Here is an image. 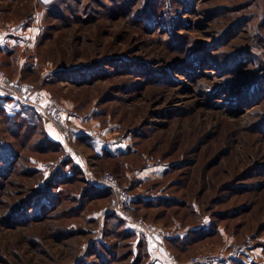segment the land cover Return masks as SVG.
<instances>
[{
	"label": "rangeland",
	"instance_id": "374dc122",
	"mask_svg": "<svg viewBox=\"0 0 264 264\" xmlns=\"http://www.w3.org/2000/svg\"><path fill=\"white\" fill-rule=\"evenodd\" d=\"M0 10V22L40 25L22 74L0 58L8 81L62 103L89 135L123 143L114 159L84 149L99 180L109 172L135 195L173 199L133 215L175 237L211 225L186 250L167 240L168 253L181 264L217 252L224 264H264V0H0ZM44 136L11 133L0 111V264H130L147 237L119 241L105 227L112 193L79 204L84 173L53 182L71 174L62 164L72 150L42 151Z\"/></svg>",
	"mask_w": 264,
	"mask_h": 264
},
{
	"label": "crops",
	"instance_id": "0c3cea01",
	"mask_svg": "<svg viewBox=\"0 0 264 264\" xmlns=\"http://www.w3.org/2000/svg\"><path fill=\"white\" fill-rule=\"evenodd\" d=\"M42 1V0H36ZM1 12V10H0ZM40 25H31L27 23V18L21 22H0V58L2 57L3 60V66L9 67V63L12 64V67L18 66L19 73L22 74V70L25 69L24 66L26 64V56L27 52L31 51L35 47L36 43V37L39 35L40 32ZM6 58V59H5ZM7 59L9 61H7ZM16 61V63H15ZM16 64V65H15ZM10 78V77H9ZM9 81L11 83H16L19 81V79H13L10 78ZM0 104L4 105V108L8 112H19L22 109L28 108L24 105H22L16 98L15 95L8 89L0 85ZM48 136L53 139L54 141L61 144L62 147L66 148L68 147L72 152H70L69 157L74 161V163L83 171V173L86 175V180L88 183L97 185L102 188H106L100 183L99 178H97L96 173L92 170L90 167L88 160L84 155V149L90 150L95 159H103L104 155L106 153H109L112 158L108 159H114L119 156H122L125 153V150L123 149V143L121 141H110L105 138H96L95 136L91 135H83L80 137H76L73 139V143L78 144L80 148L71 147L70 145H66V143L63 141L61 137V132L56 124L52 122H48L46 124ZM83 148V149H82ZM146 171V170H145ZM143 172H136L135 179L133 180V185L138 186L141 185L142 182L146 180V178H151L154 176V169H149L146 173ZM157 171V170H156ZM158 175V172H157ZM137 192L136 197H140L143 199V201H147L151 198H160L164 197L163 195L157 194V195H151L149 193H141ZM135 208L143 207V204H140L137 206H133ZM208 226V225H206ZM132 228V227H130ZM135 230L136 234L142 233L147 238V248L148 253L150 255L151 260L154 259L156 264H161V261L164 260V257L162 259L161 254H164L165 259L168 258V250L165 246H162L156 238L153 236L144 233L140 230H137L135 228H132ZM161 251V253L159 252ZM163 252V253H162ZM156 257V258H155ZM150 260V261H151ZM157 260V261H156ZM160 261V262H159ZM168 261V259H167ZM169 262V261H168ZM170 264V263H169Z\"/></svg>",
	"mask_w": 264,
	"mask_h": 264
},
{
	"label": "trees",
	"instance_id": "16d2710c",
	"mask_svg": "<svg viewBox=\"0 0 264 264\" xmlns=\"http://www.w3.org/2000/svg\"><path fill=\"white\" fill-rule=\"evenodd\" d=\"M32 17L27 18V23L30 24L32 21ZM1 64L3 65L2 61ZM242 100H244V102L246 100H248V96H244V98H242ZM0 111L4 112V117H5V121L6 123H8V130H10L11 133H15L18 131H21L23 128H28L29 131H36L40 130V132L44 135V133L46 134V136H44L42 142H41V146L42 147V151H47V150H53V151H57L59 149H62V146L60 143L54 141L53 139H51L49 136H47V132H46V126L44 124V121L42 119V117L34 110L31 108H25L24 111H20L17 112L15 115H10L9 113L7 114L6 109L4 108L3 104H0ZM26 114V115H25ZM31 114V115H30ZM40 128V129H38ZM16 135V134H15ZM14 154H10V156H16L17 154L15 152H13ZM15 158V157H14ZM104 158H112V156L109 153H106L104 155ZM72 167V172L70 173H66L64 170V172L62 170H59L57 172H55V176H54V181L53 182H61V184H67V183H72L74 181H76L78 178L82 179V173L83 171L74 163V161L71 158H68L67 160H65V162L62 164V168H66V166H70ZM78 181V180H77ZM84 181L85 183L86 180H81ZM58 185V184H57ZM85 191V192H84ZM83 193H81L78 196V199L80 201V205H82V201L88 197V199H93L94 198H102L105 196H109L110 195V190L107 188H102L99 187L97 185H93L88 183L87 187L84 189ZM42 196V194H41ZM49 198H55L51 193L47 195ZM50 199L49 201L51 202ZM54 200V199H53ZM27 202V201H26ZM32 199L29 200V204L33 205L35 204V200L34 202H32ZM171 203H173V199L168 197V196H164L162 198H151L147 201H143V199H141L140 197H136L133 205L135 206V204L140 205L143 204V207H150V206H158V205H164V206H169ZM174 204V203H173ZM172 205V204H171ZM29 205L26 204V208H28ZM32 210H36L37 205H33L31 206ZM36 212H33V216H36ZM32 217V216H31ZM25 221L27 222L29 221V215L28 213L25 214L24 218ZM105 227L110 228V231L113 233L114 237L116 239L120 240H127V239H132L135 238V230L132 229L131 231L128 230V228H126V224L125 222L118 218L115 214H113V212H110L108 214H106V222H105ZM211 225L209 226H199V227H195L193 229H191V231L187 234L184 235H177L176 237H173L172 239L168 240L169 246L170 248L174 249V250H186L187 248H189L193 243H195L196 241H198L201 238L206 237L207 235H209L211 232ZM134 231V232H133ZM104 237L106 236V230H104ZM102 246L103 248H105V250L111 255V256H116L115 254H113L112 251H110L109 247L106 246V244L104 242H100L99 246ZM138 247V253L136 255V257L134 258V260L131 262L130 264H154V263H147V260H149L150 255L146 249V243L145 242H139V244L137 245ZM101 258V264H109V262L107 263L105 260H103V258L100 255H97ZM134 256V251L130 250L129 252V257L128 258H133ZM117 261H119V257H117L116 259ZM117 261H113L114 263H116ZM81 264H89L86 263L85 261H82ZM91 264V263H90Z\"/></svg>",
	"mask_w": 264,
	"mask_h": 264
},
{
	"label": "built area",
	"instance_id": "2783aa9c",
	"mask_svg": "<svg viewBox=\"0 0 264 264\" xmlns=\"http://www.w3.org/2000/svg\"><path fill=\"white\" fill-rule=\"evenodd\" d=\"M0 85L8 88L22 105L34 109L44 119L56 124L66 144L76 137L90 134L88 130H81V128L73 122L71 118L73 117L72 114L59 101L48 98L43 93L35 91L27 83L9 82L1 66ZM100 183L109 189L114 196L113 212L128 226L153 236L162 246H165L164 244L167 240L175 237L172 232L163 230L156 225L149 224L143 219L133 215L132 207L134 206L133 202L136 195L128 188L121 187L117 178L112 173H104ZM167 255L170 264H181L171 253ZM228 257V254L225 252L207 253L191 259L187 264H224V262L228 260Z\"/></svg>",
	"mask_w": 264,
	"mask_h": 264
}]
</instances>
